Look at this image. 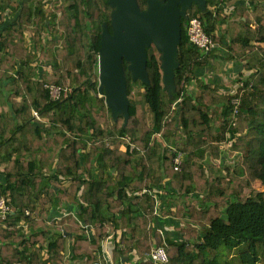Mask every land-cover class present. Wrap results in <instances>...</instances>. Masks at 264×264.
<instances>
[{"label": "trees", "instance_id": "16d2710c", "mask_svg": "<svg viewBox=\"0 0 264 264\" xmlns=\"http://www.w3.org/2000/svg\"><path fill=\"white\" fill-rule=\"evenodd\" d=\"M206 2L182 18L174 91L154 45L150 83L124 61V124L98 94L109 0H0V197L12 207L0 264H100L108 239L115 264H162L149 256L158 246L165 264L264 259V0ZM193 17L241 66L236 89L201 76L218 49L190 41ZM46 84L62 92L51 98ZM169 144L184 153L180 170ZM159 213L179 239L156 228Z\"/></svg>", "mask_w": 264, "mask_h": 264}, {"label": "water", "instance_id": "95a60500", "mask_svg": "<svg viewBox=\"0 0 264 264\" xmlns=\"http://www.w3.org/2000/svg\"><path fill=\"white\" fill-rule=\"evenodd\" d=\"M194 3L202 10L207 6L206 0H147V7L141 9L138 0H109L113 32L107 23L103 24L98 93L105 98L114 119L122 115L126 124L130 117L124 61L133 80L150 83L147 48L152 45L160 53L165 86L175 90L182 18L187 17L188 8Z\"/></svg>", "mask_w": 264, "mask_h": 264}, {"label": "built area", "instance_id": "2783aa9c", "mask_svg": "<svg viewBox=\"0 0 264 264\" xmlns=\"http://www.w3.org/2000/svg\"><path fill=\"white\" fill-rule=\"evenodd\" d=\"M188 15V14H187ZM187 33L189 36L190 41L195 44L203 54H208L214 48L216 47V43L212 39L210 35L206 33L204 30V26L202 24V21L198 17H193L189 20V23L187 25ZM46 87L50 90V96L51 98H57L60 93L62 92V88L57 85H48L46 84ZM236 89V88H234ZM240 97L236 96L234 97L232 104L234 106V116H236L239 112V106H240ZM33 115L36 119L40 120V115L37 111H33ZM233 125H235V121L233 122ZM155 134H153L152 139H157L154 137ZM161 136V135H160ZM162 138V137H161ZM163 139V138H162ZM160 141V139H157ZM126 141V140H125ZM166 143V142H165ZM168 148L173 154V163H174V169L180 170L184 161V153L178 149H176L173 145L169 144ZM12 212V207L9 204V200L6 197H0V223L4 221L8 215ZM104 255L107 256L108 251L107 250V244H104ZM150 258L154 260L157 263L165 264L169 261L168 253L163 246L155 247L149 254ZM13 264H21L19 262H14ZM100 264H113L111 257H105L103 258V261Z\"/></svg>", "mask_w": 264, "mask_h": 264}, {"label": "crops", "instance_id": "0c3cea01", "mask_svg": "<svg viewBox=\"0 0 264 264\" xmlns=\"http://www.w3.org/2000/svg\"><path fill=\"white\" fill-rule=\"evenodd\" d=\"M216 46H217V49H218L216 55H218V56L213 58L212 65L214 63H215L214 65H216L215 60H217V59H219L222 63H224L223 60H224V55H225V49H224V47L219 46L218 44ZM230 62H232V64L236 68V71L239 72L241 66L238 63L234 62V61H230ZM235 78L236 77L231 78V80H230V81L234 82L233 83L234 84L233 88H235L237 86V83L235 84ZM221 79H223V80L225 79L226 80L227 77H224V78H221ZM221 79H214V80L217 81V82L222 83L223 80L221 81ZM222 84H223V86H225L226 89L230 90L229 88L226 87L227 84H225V83H222ZM0 178L2 180L4 179L2 176H0ZM158 217L159 218L156 221V228L159 229L165 236H170V237L176 238V239H179L181 237V235L178 234V232H176L175 229H174V226L176 225L177 221H175L174 219H171L170 217H163L160 213L158 214ZM107 243L109 244V239L105 242V244H107ZM107 249H108L107 256L111 257V254L109 252V248H107ZM104 256L107 257L106 255H104ZM111 259H112V257H111ZM127 260H128V257L126 259H124L123 261H127ZM112 262H113V264H115L113 260H112ZM130 264H134V259H132V261H130Z\"/></svg>", "mask_w": 264, "mask_h": 264}, {"label": "rangeland", "instance_id": "374dc122", "mask_svg": "<svg viewBox=\"0 0 264 264\" xmlns=\"http://www.w3.org/2000/svg\"><path fill=\"white\" fill-rule=\"evenodd\" d=\"M224 63H222L219 59L215 60L216 65L213 64V68H208V70L206 72H202L201 76L207 80L208 78L211 79H221L224 77H227V79L223 80L221 79L222 83L227 84V88L232 89L234 87V82L230 81L231 78L236 77L235 79H237L238 77V71H236V68L234 67V65L232 64V62L228 61V60H223ZM240 70H242V68L240 67ZM239 70V71H240ZM208 77V78H207ZM214 77V78H213ZM140 86H136V89L139 88ZM66 90V88H65ZM99 94V93H98ZM154 137H156L157 139H160V141L162 143H165V141L161 138L160 134H155ZM219 161H217L218 163ZM235 264H241L239 259L235 260ZM259 264H264V259H262Z\"/></svg>", "mask_w": 264, "mask_h": 264}, {"label": "flooded vegetation", "instance_id": "af4514ba", "mask_svg": "<svg viewBox=\"0 0 264 264\" xmlns=\"http://www.w3.org/2000/svg\"><path fill=\"white\" fill-rule=\"evenodd\" d=\"M106 23V22H105ZM110 32L112 33L113 32V29H112V26L110 24V28H109Z\"/></svg>", "mask_w": 264, "mask_h": 264}]
</instances>
